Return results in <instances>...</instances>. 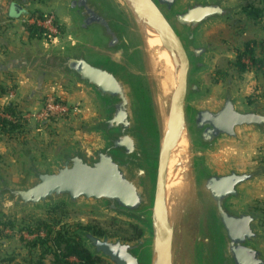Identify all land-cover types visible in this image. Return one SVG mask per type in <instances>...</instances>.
Segmentation results:
<instances>
[{"label": "water", "instance_id": "water-1", "mask_svg": "<svg viewBox=\"0 0 264 264\" xmlns=\"http://www.w3.org/2000/svg\"><path fill=\"white\" fill-rule=\"evenodd\" d=\"M87 43L25 52L20 73L85 90L96 119L91 147H63L44 164L23 152L26 181L0 173V211L92 206L133 227V239L78 228L92 258L108 264H264V212L237 207L264 165L212 168L208 154L242 134L264 136V106L243 105L227 82L213 106L200 77L212 71L202 34L235 26L246 7L227 0H56ZM0 253V264H1Z\"/></svg>", "mask_w": 264, "mask_h": 264}, {"label": "crops", "instance_id": "crops-1", "mask_svg": "<svg viewBox=\"0 0 264 264\" xmlns=\"http://www.w3.org/2000/svg\"><path fill=\"white\" fill-rule=\"evenodd\" d=\"M239 1L229 0L230 3ZM35 4H37V0H0V108L12 106L24 120L21 138H18V135L6 136L4 133H0V141H2L0 144V173L12 184H16L17 182H14L24 175L22 174L24 164L22 154L26 149L30 150L35 160L40 163L38 156L43 153L56 152L60 148L79 144L81 135H86L83 128L95 118L97 111L93 99L85 90L58 78H39L31 74L20 73L15 70V67H12V62L18 60L25 52H32L34 47L37 50L64 51L84 45L86 37L72 31L68 25V19L64 18L61 12L59 3L53 2L48 7H40ZM31 11L55 14L61 26V37L54 42L41 37L31 38L26 27L20 22V18ZM221 24L217 23L213 26L217 27ZM239 28L244 33L237 36L235 32ZM221 29L223 28H216L215 32ZM229 38V49L234 48L235 53L229 54V59L226 60L229 63L228 82L243 105H264V68L256 69V71L251 68L244 73H238L232 66L236 61L237 54L243 52L246 42L264 39V20L262 23H253L247 20L243 14L238 16L237 25H229ZM254 55L256 58H261V50L255 48ZM242 62L250 65L246 59ZM50 96L59 97L68 105L77 106L76 114L69 117L73 119L59 120L53 125L46 122L42 128L37 126L36 129H26L25 131L28 123L34 121L33 113L37 112L44 100ZM25 113H29L26 115L28 116L26 119L24 118ZM45 127L54 131L48 133L46 130L49 129H43ZM241 138L244 148L242 152L243 155H247V159L240 161L247 163L256 149L264 147V136L256 132H247L242 134ZM17 140H21L20 142H23L26 147L16 148L14 143ZM61 141L64 143L61 144ZM65 143L69 144L66 146ZM49 158L45 161L51 159ZM234 165L239 168V164L235 163ZM249 188L251 190H247ZM244 194L243 200L251 201L252 206L249 207H256L264 212V177L247 187ZM262 245L260 249L264 251ZM8 250L9 248H0L1 263L4 262L2 256L4 251Z\"/></svg>", "mask_w": 264, "mask_h": 264}, {"label": "rangeland", "instance_id": "rangeland-1", "mask_svg": "<svg viewBox=\"0 0 264 264\" xmlns=\"http://www.w3.org/2000/svg\"><path fill=\"white\" fill-rule=\"evenodd\" d=\"M227 1L228 3H230L229 0ZM53 2L59 3L64 18L68 19L69 22L68 25L70 26L72 31H74V33H77L74 30L76 26V20L73 17V15L66 12V2L54 1V0H37V4L35 5L40 7H48V5L53 4ZM32 12L34 11H31L29 13ZM239 16H242V13H240ZM57 22L59 23L58 20ZM216 28H223V29L215 32ZM242 29L240 28L237 29V32H235V34L237 36L242 35L244 33ZM61 33L62 32L60 31V34ZM201 39L204 43L207 44L209 43L211 47L214 48V51L209 58V63L212 66V71L205 73L200 77V80L203 82V85L209 88V94L206 96V98L201 100L198 103V105L213 106L218 101V98L223 91L224 85L229 81L228 80L229 78H227L229 77V63L226 62V60L229 59V54L231 55L232 53H235V49L234 48L233 49L231 48L232 50L229 49V40H230L229 25L228 24L226 25V23L217 25V27L215 26L209 27L208 30H205L203 32ZM86 43H87V39L85 38L84 45ZM255 43L256 45L254 49L256 48V50H259L260 49L259 44L262 43V46H264V39H258L257 41H255ZM32 50H33L32 52H34L37 50V48L34 47V49ZM262 57L264 58L263 55L261 56V58ZM17 62L18 60L12 62L11 64L12 67H15ZM246 62L249 63L247 59ZM253 70L256 71V68L254 67ZM219 71H221L222 74H219L218 73ZM216 79L221 80L218 85L214 83V80ZM56 98L61 100L59 97ZM64 103L67 104L66 102ZM68 106L72 110V112L75 111L74 109H76V111L75 113H71V115L65 117L64 119L72 120L73 118H69V117L76 114L77 106H72V105H68ZM262 106L264 105L262 104L261 107ZM40 110L41 107L37 110V112H39ZM37 112L33 114H36ZM27 114L29 113L24 114L25 119L28 118V116H26ZM97 114H98V110L96 111V116ZM96 116L91 122H93L96 119ZM64 119H60V120H64ZM57 121L59 120H49L47 123H49V125H53L54 123H57ZM43 125H45V123L43 124L34 120L33 122L28 123V125L25 127V131L26 129H30V130H32L33 128L36 129L37 126L38 127L40 126V128H42ZM43 129L46 130L49 128L45 127ZM46 131L48 133H51L54 130L52 129L51 131L49 129ZM22 133L23 132L20 133L21 135L18 134V138H21ZM45 135L48 138L46 133ZM79 140L81 141L79 144H75L72 146L82 145L84 147H91L97 142L94 136L88 134L81 135V138ZM20 141L21 140L15 141L16 145L14 143V146H16V148L18 149H22L26 147V145ZM1 142L2 141H0V144H2ZM63 143L64 141H61V144ZM65 144L67 146L69 143H65ZM72 146H68V147H72ZM242 151H244L242 142L240 144L221 143L219 146H217L213 151H211L208 154V163L212 168L218 170H224L229 166H235L234 165L235 163L239 164L238 166L240 169L243 168L248 169V168H254L259 165H264V157H263L264 147L263 148L259 147L258 149H256L254 155H251V157H249L248 162L245 161L247 163H241L240 161L241 159H247V155H243ZM56 152L55 151L54 152L52 151L50 153L46 152V154L42 152L43 156L42 155L40 156L38 154L39 155L38 157L41 161L40 164H44L45 162H47L45 160H47V158L49 157L52 159ZM22 172H23L22 174H24L23 177L18 181H15L14 183L17 182L16 184L21 185L26 181L24 170ZM247 190H251V188ZM249 206L252 205H251V201L248 200H242L237 204V207H242V208H247ZM0 220L2 222H11L13 224V228L3 227V230L7 232L6 233L1 232L0 234V248H9L8 251H4V254L2 255L4 262L1 264H53L55 260L54 250L55 248L57 249L55 241L58 236H61L62 239L70 241L72 243L78 242L81 245V247L84 248L81 241L74 235V231L78 228L92 229L95 233L99 235L107 234L110 237H119L128 240L135 238L137 232L133 227L105 216L97 208L92 206H78L75 209L71 210L67 206L59 204L54 206L52 209L43 210L40 207H38L36 210H27L22 214L19 213L17 210L6 208L3 211H0ZM261 221H260V226L263 225V223L261 224ZM40 223H43L52 229L51 240L53 241L43 246L41 244H37V246L33 248L30 249L26 248L25 243L32 242L36 240V238L37 239L45 238L46 234L43 231H38L30 234L24 229L26 226H28V228H35V226H37ZM261 228L264 229L263 226H261ZM24 236L26 238H24ZM30 236H37V237H35L34 239L30 238L28 240ZM263 243L264 241L261 243V245ZM62 248L63 249L65 248V243L63 242L60 243V250H63ZM68 261L72 263L77 262V260L73 257L68 258ZM96 264H108V263L100 260V262Z\"/></svg>", "mask_w": 264, "mask_h": 264}, {"label": "trees", "instance_id": "trees-1", "mask_svg": "<svg viewBox=\"0 0 264 264\" xmlns=\"http://www.w3.org/2000/svg\"><path fill=\"white\" fill-rule=\"evenodd\" d=\"M246 3V7L241 12L245 15L247 20H250L253 23H262L264 20V0H240ZM26 30L29 32L31 38H40L39 32L33 27H26ZM256 43L255 41H248L244 45L243 52L237 54L236 61L232 66L236 69L238 73H244L245 71L256 68L261 69L264 68V58H256L254 55V47ZM262 55L264 56V46L262 43L259 44ZM262 46V47H261ZM247 59L250 62V66L244 64L242 61ZM222 74L221 71L218 72ZM222 78V77H221ZM221 80H214V83H219ZM1 91V90H0ZM1 93V92H0ZM251 105V104H249ZM0 111L8 118H4L0 114V133H4L6 136L18 135L23 131L24 128V120H22L19 116V113L16 112L15 108L12 106H7L5 108H0ZM264 227V219L261 221ZM0 226L4 228H13V224L11 222H2L0 220ZM28 233L32 234L34 232L43 231L45 232V238H36V240L32 242H27L26 248H33L37 246V244H41L42 246L53 241L51 240V228L43 223L38 224L35 228H28L26 226L24 228ZM136 231V230H135ZM65 241V242H64ZM56 247L54 250L55 260L53 264H96L100 262L97 258H92L90 253L78 242L72 243L70 241L62 239L61 236H58L56 239ZM65 243V248L60 250V243ZM59 246V247H58ZM73 257L77 260L76 263H72L68 261V258Z\"/></svg>", "mask_w": 264, "mask_h": 264}, {"label": "built area", "instance_id": "built-area-1", "mask_svg": "<svg viewBox=\"0 0 264 264\" xmlns=\"http://www.w3.org/2000/svg\"><path fill=\"white\" fill-rule=\"evenodd\" d=\"M20 22L25 27H33L36 29L39 32L41 38L44 40L54 42L61 37V26L57 22L56 16L52 13H27L20 18ZM74 110L76 111V109ZM75 111L72 112L69 106L63 101L56 97L50 96L44 100L41 110L36 114H33L32 118L37 122L46 123L49 120L64 119L65 117L71 115V113H75ZM0 114L4 118L9 119V116L5 115L3 111H0ZM1 232L6 233L7 231H4L3 227L0 226V234ZM35 237L37 236H30L28 240L30 238L34 239ZM24 238L26 237L24 236Z\"/></svg>", "mask_w": 264, "mask_h": 264}, {"label": "flooded vegetation", "instance_id": "flooded-vegetation-1", "mask_svg": "<svg viewBox=\"0 0 264 264\" xmlns=\"http://www.w3.org/2000/svg\"><path fill=\"white\" fill-rule=\"evenodd\" d=\"M137 234H138V233L136 232V236H137Z\"/></svg>", "mask_w": 264, "mask_h": 264}]
</instances>
